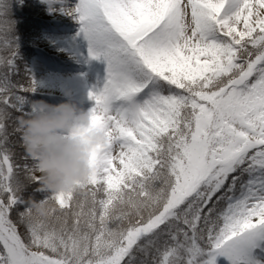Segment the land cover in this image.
<instances>
[{
  "label": "snow or ice",
  "instance_id": "snow-or-ice-1",
  "mask_svg": "<svg viewBox=\"0 0 264 264\" xmlns=\"http://www.w3.org/2000/svg\"><path fill=\"white\" fill-rule=\"evenodd\" d=\"M59 10L77 18L86 61L106 65L87 97L108 140L86 182L39 189L19 121L40 84L0 0V264H264V0Z\"/></svg>",
  "mask_w": 264,
  "mask_h": 264
},
{
  "label": "clouds",
  "instance_id": "clouds-1",
  "mask_svg": "<svg viewBox=\"0 0 264 264\" xmlns=\"http://www.w3.org/2000/svg\"><path fill=\"white\" fill-rule=\"evenodd\" d=\"M35 110L20 118L26 154L36 162L41 191L69 192L89 177L91 154L107 144L108 136L93 125L88 111L70 99L59 104L34 102ZM29 203L41 217L53 211L51 203L30 198Z\"/></svg>",
  "mask_w": 264,
  "mask_h": 264
},
{
  "label": "rangeland",
  "instance_id": "rangeland-1",
  "mask_svg": "<svg viewBox=\"0 0 264 264\" xmlns=\"http://www.w3.org/2000/svg\"><path fill=\"white\" fill-rule=\"evenodd\" d=\"M17 1V0H16ZM18 2V1H17ZM79 0H64L63 4L51 7L45 0H22L27 11L26 32L24 41H19L21 62L33 72L40 87L32 95L34 101L43 100L49 104H59L71 100L84 111H89L93 103L87 101V95H82L76 88L75 79L64 78L74 73V65L78 60L85 62L87 57V42L82 34L78 35L80 24L73 15L60 11L61 7L73 8ZM79 53V55H78ZM96 65L98 77L92 80L101 85L106 74V65L101 60H91ZM69 85L70 88H65ZM43 193H35L36 199H43ZM257 254L264 261V253ZM216 264H230L227 258L219 256Z\"/></svg>",
  "mask_w": 264,
  "mask_h": 264
},
{
  "label": "bare ground",
  "instance_id": "bare-ground-1",
  "mask_svg": "<svg viewBox=\"0 0 264 264\" xmlns=\"http://www.w3.org/2000/svg\"><path fill=\"white\" fill-rule=\"evenodd\" d=\"M78 55H79V53H78ZM74 71H75L74 73H69V74L65 75L64 78L75 79L76 80L75 84H76L77 90L82 95H87L88 89L91 88L93 85H96V83L92 80V78L99 76L96 65L94 63L85 62L84 60L80 59L74 65ZM65 88L68 89L70 87L68 85ZM87 101L90 103H93L89 99H87Z\"/></svg>",
  "mask_w": 264,
  "mask_h": 264
},
{
  "label": "trees",
  "instance_id": "trees-1",
  "mask_svg": "<svg viewBox=\"0 0 264 264\" xmlns=\"http://www.w3.org/2000/svg\"><path fill=\"white\" fill-rule=\"evenodd\" d=\"M18 1V2H17ZM11 0V16L15 21V31L18 38V42L24 41V33L26 30V23L29 20L26 19L27 11L25 10L24 3L20 4L21 0Z\"/></svg>",
  "mask_w": 264,
  "mask_h": 264
}]
</instances>
